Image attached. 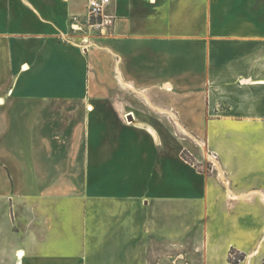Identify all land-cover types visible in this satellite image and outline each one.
<instances>
[{
	"label": "crops",
	"instance_id": "1",
	"mask_svg": "<svg viewBox=\"0 0 264 264\" xmlns=\"http://www.w3.org/2000/svg\"><path fill=\"white\" fill-rule=\"evenodd\" d=\"M88 3L0 0V264H264V0Z\"/></svg>",
	"mask_w": 264,
	"mask_h": 264
},
{
	"label": "rangeland",
	"instance_id": "2",
	"mask_svg": "<svg viewBox=\"0 0 264 264\" xmlns=\"http://www.w3.org/2000/svg\"><path fill=\"white\" fill-rule=\"evenodd\" d=\"M131 98L133 100L131 101L132 104L129 107L131 108V110H134V112H135L138 109L137 108V104L141 105L142 104V101L137 100L133 96ZM135 114L137 116H139V114L142 115L141 113H137V112H135ZM170 130L172 131V135L176 138V140L178 142V145L181 142L184 143V147H180L179 148V149H181V150H179L180 151L179 152V156H180L181 161L184 162L185 164H188L189 166H192V167L197 168L199 170H202L201 167H203L204 165H205L204 167L206 168L207 167V162L200 163V161L202 159H198L197 160V158H198L197 156L203 154V151H201L202 153H200V149L199 148L202 145L200 143H197L196 142V139H194L195 138L194 135H192L189 131L187 132L188 134H184L182 132V129H179L177 127H175V128L171 127ZM189 142L193 143V145H194L193 147L194 148L196 147V149L199 150V152H196L198 155H196V154L194 155L193 149H192V152H191V149L190 148L189 149L188 148H185L186 147L185 145H188ZM182 151H184V153H181ZM205 157H207V156H205ZM184 160H186L188 163H186ZM209 168H211V162H210V167ZM231 255H232L231 256L232 257V262H234L235 264H239L240 263L239 261H241V260L244 259L243 256H240L238 254L232 253Z\"/></svg>",
	"mask_w": 264,
	"mask_h": 264
},
{
	"label": "built area",
	"instance_id": "3",
	"mask_svg": "<svg viewBox=\"0 0 264 264\" xmlns=\"http://www.w3.org/2000/svg\"><path fill=\"white\" fill-rule=\"evenodd\" d=\"M111 0H89L88 6H87V27H88V33H103L107 31L108 27H111L114 24L115 18L110 15H106L105 11L107 6L110 4ZM75 20L77 18H74ZM85 44H88L87 38L84 40ZM88 46V45H87ZM87 46H84L83 48H86ZM181 153H184L182 151ZM186 163H188L186 160H184ZM215 164L211 162V171H214Z\"/></svg>",
	"mask_w": 264,
	"mask_h": 264
},
{
	"label": "water",
	"instance_id": "4",
	"mask_svg": "<svg viewBox=\"0 0 264 264\" xmlns=\"http://www.w3.org/2000/svg\"><path fill=\"white\" fill-rule=\"evenodd\" d=\"M132 118V117H131Z\"/></svg>",
	"mask_w": 264,
	"mask_h": 264
}]
</instances>
